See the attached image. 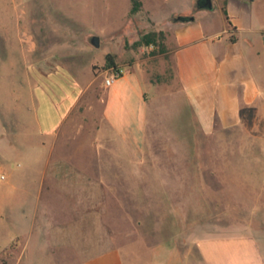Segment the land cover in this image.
<instances>
[{"label":"rangeland","instance_id":"obj_1","mask_svg":"<svg viewBox=\"0 0 264 264\" xmlns=\"http://www.w3.org/2000/svg\"><path fill=\"white\" fill-rule=\"evenodd\" d=\"M129 4L0 0V264H84L116 246L126 259L176 264L174 248L160 256L152 250L194 246L196 218L241 235L245 218L264 216L263 126L210 135L191 118V136L180 125L186 120L167 111L150 118L154 130L146 127L132 146L105 122L108 53L129 67L135 58L118 56L134 47L142 52L139 69H172L156 47L138 44L149 18L128 15ZM74 81L85 90L82 100L58 131L44 133L36 91L55 97ZM183 151L194 154L185 160ZM183 166V189L179 176L160 173Z\"/></svg>","mask_w":264,"mask_h":264},{"label":"crops","instance_id":"obj_2","mask_svg":"<svg viewBox=\"0 0 264 264\" xmlns=\"http://www.w3.org/2000/svg\"><path fill=\"white\" fill-rule=\"evenodd\" d=\"M141 1L138 12L148 15L149 31L163 30L166 34V50L156 56L168 57L172 69L153 73L139 69L142 52L134 47L118 56L124 61L128 57L135 60L104 94V119L117 136L133 146L141 141L146 127L151 132L150 118L159 119L161 112L164 118L167 111L186 120L180 125L184 134L191 136L193 132L187 131L191 118L199 131L210 135H229L238 127L247 132L258 124L264 127V0H211V8L201 7L202 0ZM129 3L128 15L132 0ZM179 16L193 19L182 21ZM144 48L153 50L154 46ZM84 91L77 81L67 83L55 97L36 91L42 131H58ZM226 142L234 140L227 137ZM198 153L201 157V151ZM193 154L183 151L179 157L187 160ZM160 173L179 176L182 189L189 180L185 166ZM245 219L247 226L237 235L220 233L214 219L196 218L194 246L175 249L163 244L152 252L160 256L174 248L176 264H264V216L259 221L251 216ZM127 254L121 247H110L88 256L84 264H143L126 259ZM190 256L193 262L187 263Z\"/></svg>","mask_w":264,"mask_h":264},{"label":"trees","instance_id":"obj_3","mask_svg":"<svg viewBox=\"0 0 264 264\" xmlns=\"http://www.w3.org/2000/svg\"><path fill=\"white\" fill-rule=\"evenodd\" d=\"M142 1L141 0H132L131 13L134 14L141 9ZM231 31V30H230ZM166 34L163 30H152L142 35L141 39L138 41L139 45L156 47V51L164 52L166 50L165 45ZM107 65H114V57L111 53H108L106 56ZM107 66V67H108Z\"/></svg>","mask_w":264,"mask_h":264},{"label":"built area","instance_id":"obj_4","mask_svg":"<svg viewBox=\"0 0 264 264\" xmlns=\"http://www.w3.org/2000/svg\"><path fill=\"white\" fill-rule=\"evenodd\" d=\"M128 72L126 65L114 64L106 67L103 71V83L105 87L112 86L116 81L122 78ZM1 179H5V175L1 176Z\"/></svg>","mask_w":264,"mask_h":264},{"label":"water","instance_id":"obj_5","mask_svg":"<svg viewBox=\"0 0 264 264\" xmlns=\"http://www.w3.org/2000/svg\"><path fill=\"white\" fill-rule=\"evenodd\" d=\"M201 7L211 8L212 7V1L211 0H202ZM178 19L184 21V20L193 19V17L179 16ZM93 40H94V42H95L96 45L99 44V38H98V36H94L93 37Z\"/></svg>","mask_w":264,"mask_h":264}]
</instances>
